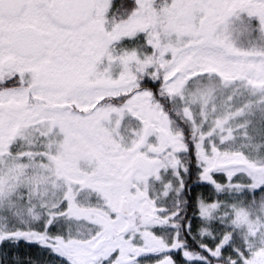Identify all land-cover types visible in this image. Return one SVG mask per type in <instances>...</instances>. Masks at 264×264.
Masks as SVG:
<instances>
[{
	"label": "snow or ice",
	"instance_id": "1",
	"mask_svg": "<svg viewBox=\"0 0 264 264\" xmlns=\"http://www.w3.org/2000/svg\"><path fill=\"white\" fill-rule=\"evenodd\" d=\"M0 264H264V0H0Z\"/></svg>",
	"mask_w": 264,
	"mask_h": 264
}]
</instances>
